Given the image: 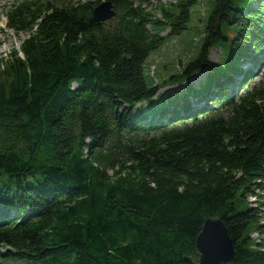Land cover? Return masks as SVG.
<instances>
[{
	"label": "trees",
	"instance_id": "1",
	"mask_svg": "<svg viewBox=\"0 0 264 264\" xmlns=\"http://www.w3.org/2000/svg\"><path fill=\"white\" fill-rule=\"evenodd\" d=\"M100 1L6 11L26 36L0 57V264H187L207 216L232 238L223 264H264V0H214L197 55L150 82L197 0H111L96 21Z\"/></svg>",
	"mask_w": 264,
	"mask_h": 264
},
{
	"label": "rangeland",
	"instance_id": "2",
	"mask_svg": "<svg viewBox=\"0 0 264 264\" xmlns=\"http://www.w3.org/2000/svg\"><path fill=\"white\" fill-rule=\"evenodd\" d=\"M15 1L17 2L19 0H0V57H6L10 49L18 46L21 39L26 36V33L24 32H21L20 34L15 33L6 25V11L10 8L12 3H16ZM174 1L175 0H146L145 7L148 8V10L153 11L156 15H159L161 5L169 6V4ZM213 6L214 0H197V2L190 8V17L186 22V28L178 34L166 35L162 44L151 50L143 64L144 76L149 82L151 81V78H154L155 81L156 79L161 80L163 77L178 71L182 64L197 55L204 37V26ZM110 19H106L105 21ZM167 30V28H164L161 33L164 34ZM227 55L228 52L225 45H222L221 47H212L210 50V57L214 61H218L222 57L226 58ZM262 69L263 67L261 66L259 71L252 77L251 81L259 78ZM204 72L205 70L194 72V74L190 76V79L196 82ZM189 83L191 85V82ZM184 88L185 83L183 81L168 84L160 88V90H162L164 94L168 92L170 96L174 93L179 94L178 90L183 94L186 90V88ZM241 88L242 86L238 87L237 90L241 91ZM256 199L257 198L254 195L248 196L249 203L252 205H258ZM259 206L264 210V198L263 204H259ZM261 220H264V217H261ZM251 235L254 238L264 237V232L260 235L256 230H253ZM4 264L11 263L6 262Z\"/></svg>",
	"mask_w": 264,
	"mask_h": 264
},
{
	"label": "water",
	"instance_id": "3",
	"mask_svg": "<svg viewBox=\"0 0 264 264\" xmlns=\"http://www.w3.org/2000/svg\"><path fill=\"white\" fill-rule=\"evenodd\" d=\"M116 14L111 0H101L92 9L96 21H105ZM197 258L183 255L187 264H223L235 256V248L227 227L218 216H207L195 237Z\"/></svg>",
	"mask_w": 264,
	"mask_h": 264
}]
</instances>
